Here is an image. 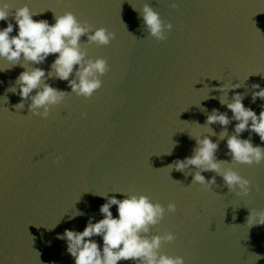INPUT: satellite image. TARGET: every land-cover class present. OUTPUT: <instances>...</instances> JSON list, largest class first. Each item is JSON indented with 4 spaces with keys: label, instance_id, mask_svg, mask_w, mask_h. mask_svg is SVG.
Here are the masks:
<instances>
[{
    "label": "water",
    "instance_id": "95a60500",
    "mask_svg": "<svg viewBox=\"0 0 264 264\" xmlns=\"http://www.w3.org/2000/svg\"><path fill=\"white\" fill-rule=\"evenodd\" d=\"M148 3L173 25L163 41L144 27L145 3L76 16L115 34L108 45L81 38L87 56L105 58L108 71L91 97L48 79L70 93L46 118L29 111L30 101L15 107L21 97L6 90L25 69L0 59L7 68L0 71V264H75L58 234L82 231L89 217L101 219L105 198L96 193L124 198L114 192L144 194L166 209L175 203L174 212L151 226V234H175L162 242L163 254L182 256L185 264H264V225H247L250 209H264V161L225 165L250 180L247 196L218 175L212 186L194 182L195 166L188 175L168 168L192 155V136L204 134L219 141L217 158L231 161L227 136L220 140V134H234L237 122L207 124L214 108L232 116L221 97L230 102L240 92L257 115L264 108V100L252 102V85L264 87V0ZM54 59L33 66L47 72ZM229 82L242 87L216 90ZM251 140L264 147L258 134ZM76 210L84 214L70 219ZM111 210L118 215L115 205ZM92 239L102 246V237Z\"/></svg>",
    "mask_w": 264,
    "mask_h": 264
},
{
    "label": "clouds",
    "instance_id": "9594fccd",
    "mask_svg": "<svg viewBox=\"0 0 264 264\" xmlns=\"http://www.w3.org/2000/svg\"><path fill=\"white\" fill-rule=\"evenodd\" d=\"M176 0H172V7H176ZM11 4L8 0H0V21H7L10 15ZM34 13L28 4L15 9L17 34L11 35L14 25L7 23L0 28V59L9 62L11 67L19 65L25 70L16 78L14 84L7 89L21 97L15 107L23 108L25 101L29 111L34 115L48 117L51 109L60 105L70 93L58 89L47 83L48 79L67 81L71 92L84 97H91L95 90L102 85L100 77L108 71V62L103 57L90 58L82 47L81 38L87 37L85 43L108 45L114 38V33L104 27H93L87 22H81L71 11L54 16L55 23L48 20H34ZM144 27L149 35L157 40H165L167 33L173 27L171 22H165L160 14L149 3H145L142 12ZM49 55H55L50 64V70L33 66L43 64ZM30 65L29 66H26ZM8 67V68H11ZM7 68H0L4 71ZM242 87L241 82L222 84L217 91L225 92L229 89ZM252 102L257 98L264 100V87L259 83L252 85ZM35 90V92H34ZM7 100V96H4ZM221 104L230 109L232 116L227 112L213 109L207 115V124L219 123L229 125L233 120L237 123L234 134L228 136L227 132L220 134V140L227 136L228 155L231 161L217 158L219 141H214L207 134L192 136L196 147L192 155L183 159H176L168 168L190 174L186 169L195 166L191 172L193 181L205 186L216 183V176L222 177L225 185L237 194L247 196L250 192V180L241 176L234 168L225 167L226 164H259L264 161V147L254 145L251 140L252 133L258 134L264 141V108L257 115L251 107L243 103V96L235 92L229 102L224 97L220 98ZM249 131V138L242 139L241 133ZM171 154V151L168 152ZM214 172L210 179H206L203 172ZM123 199L116 195L99 194L105 198L100 205L99 212L102 218L94 222V217L89 220L82 231L65 229L63 234H58V239L66 240L67 252L75 260V264H118L119 261H133V264H185L182 256H170L159 251L162 242L175 240L173 232L151 234V226L158 224L165 212H174L175 203H168L167 209L159 202H154L144 194H126ZM116 206L118 215L114 216L112 207ZM79 210L73 212L70 219L83 215ZM249 227L264 225V209L256 211L250 209L247 217ZM94 236L102 237L101 244L92 239ZM257 260L262 257L256 254Z\"/></svg>",
    "mask_w": 264,
    "mask_h": 264
}]
</instances>
